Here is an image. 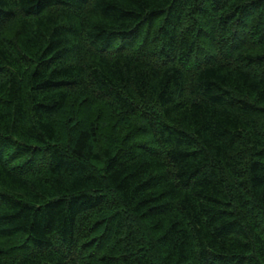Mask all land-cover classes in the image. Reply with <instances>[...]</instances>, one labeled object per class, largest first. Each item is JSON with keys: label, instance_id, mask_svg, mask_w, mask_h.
Returning <instances> with one entry per match:
<instances>
[{"label": "trees", "instance_id": "16d2710c", "mask_svg": "<svg viewBox=\"0 0 264 264\" xmlns=\"http://www.w3.org/2000/svg\"><path fill=\"white\" fill-rule=\"evenodd\" d=\"M0 264H264V0H0Z\"/></svg>", "mask_w": 264, "mask_h": 264}]
</instances>
